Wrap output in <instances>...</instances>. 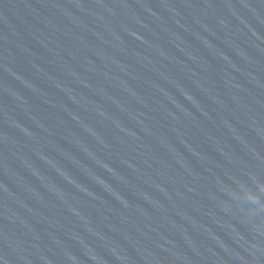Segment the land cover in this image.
<instances>
[{
	"label": "water",
	"instance_id": "95a60500",
	"mask_svg": "<svg viewBox=\"0 0 264 264\" xmlns=\"http://www.w3.org/2000/svg\"><path fill=\"white\" fill-rule=\"evenodd\" d=\"M0 264H264V0H0Z\"/></svg>",
	"mask_w": 264,
	"mask_h": 264
}]
</instances>
